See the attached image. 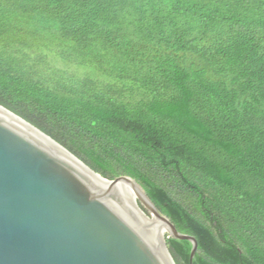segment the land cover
I'll return each instance as SVG.
<instances>
[{
    "label": "trees",
    "instance_id": "obj_1",
    "mask_svg": "<svg viewBox=\"0 0 264 264\" xmlns=\"http://www.w3.org/2000/svg\"><path fill=\"white\" fill-rule=\"evenodd\" d=\"M0 104L136 179L193 264H264V0H0Z\"/></svg>",
    "mask_w": 264,
    "mask_h": 264
},
{
    "label": "water",
    "instance_id": "obj_2",
    "mask_svg": "<svg viewBox=\"0 0 264 264\" xmlns=\"http://www.w3.org/2000/svg\"><path fill=\"white\" fill-rule=\"evenodd\" d=\"M101 175L41 129L0 104V264H176L165 236L123 197L122 182L140 207L177 230L131 176ZM107 182L112 183L110 186ZM162 242L163 245L160 244Z\"/></svg>",
    "mask_w": 264,
    "mask_h": 264
},
{
    "label": "bare ground",
    "instance_id": "obj_3",
    "mask_svg": "<svg viewBox=\"0 0 264 264\" xmlns=\"http://www.w3.org/2000/svg\"><path fill=\"white\" fill-rule=\"evenodd\" d=\"M76 159V158H75ZM78 160V159H76ZM79 161V160H78ZM82 165H84L89 171H91L85 164H83L81 161H79ZM92 172V171H91ZM95 176H97L101 181L106 182V180H104V178L99 175L96 174L94 172H92ZM110 186L112 185V183L107 182ZM123 195V197H125V199L128 201L130 207L135 210L136 212H138L146 221L149 222H153L154 223V227L152 229L153 232H155V237H157L159 235V228L161 227V233H163V231L167 232V226L165 224H163V221L157 217L154 214H149L150 217H146V213L144 212V210L140 207L139 203H138V198H137V193L135 191V189L127 182H122L120 185V189H119ZM161 245L162 242H160Z\"/></svg>",
    "mask_w": 264,
    "mask_h": 264
},
{
    "label": "rangeland",
    "instance_id": "obj_4",
    "mask_svg": "<svg viewBox=\"0 0 264 264\" xmlns=\"http://www.w3.org/2000/svg\"><path fill=\"white\" fill-rule=\"evenodd\" d=\"M164 232V231H163ZM167 235H168V233H167Z\"/></svg>",
    "mask_w": 264,
    "mask_h": 264
}]
</instances>
